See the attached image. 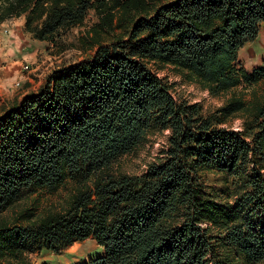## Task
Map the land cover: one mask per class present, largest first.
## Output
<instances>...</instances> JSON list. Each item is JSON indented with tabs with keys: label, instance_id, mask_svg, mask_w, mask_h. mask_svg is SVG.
<instances>
[{
	"label": "trees",
	"instance_id": "16d2710c",
	"mask_svg": "<svg viewBox=\"0 0 264 264\" xmlns=\"http://www.w3.org/2000/svg\"><path fill=\"white\" fill-rule=\"evenodd\" d=\"M90 11L94 54L0 116V264L89 238L86 264H264V63L237 65L264 0H0V24L24 16L55 43ZM164 70L223 104L176 100ZM165 132L143 173L122 172ZM67 184L59 207L29 203Z\"/></svg>",
	"mask_w": 264,
	"mask_h": 264
},
{
	"label": "rangeland",
	"instance_id": "374dc122",
	"mask_svg": "<svg viewBox=\"0 0 264 264\" xmlns=\"http://www.w3.org/2000/svg\"><path fill=\"white\" fill-rule=\"evenodd\" d=\"M99 22L94 11H90L84 22L61 34L55 43L39 41L25 31V18H12L0 24V116L17 106L22 100L47 83L48 78L62 68L77 65L94 54V50L83 51L79 39L86 35ZM11 42V44H10ZM264 63V24L259 28L257 38L245 44L240 50L238 67L248 73ZM170 85L172 96L179 101L199 104L205 113L219 108L225 98L211 96L198 86L183 82L170 71L159 73ZM261 89V87H259ZM237 130L239 121L225 125ZM157 135L150 142L133 154L120 159L122 172L140 174L146 169L166 143V135ZM67 184L59 192L50 195L44 191H37L30 196L29 203L37 207L38 211L48 207H59L71 189ZM102 254L99 245L89 238L85 241L74 242L72 245L54 254L49 250H36L26 254L24 259L29 264H86Z\"/></svg>",
	"mask_w": 264,
	"mask_h": 264
},
{
	"label": "crops",
	"instance_id": "0c3cea01",
	"mask_svg": "<svg viewBox=\"0 0 264 264\" xmlns=\"http://www.w3.org/2000/svg\"><path fill=\"white\" fill-rule=\"evenodd\" d=\"M10 44H11V42H10Z\"/></svg>",
	"mask_w": 264,
	"mask_h": 264
}]
</instances>
